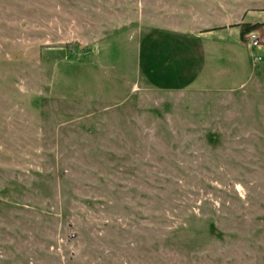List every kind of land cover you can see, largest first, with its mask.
Returning <instances> with one entry per match:
<instances>
[{"label": "rangeland", "instance_id": "1", "mask_svg": "<svg viewBox=\"0 0 264 264\" xmlns=\"http://www.w3.org/2000/svg\"><path fill=\"white\" fill-rule=\"evenodd\" d=\"M253 26L264 0H0V264H264ZM159 29L213 32L188 90L149 87Z\"/></svg>", "mask_w": 264, "mask_h": 264}, {"label": "crops", "instance_id": "2", "mask_svg": "<svg viewBox=\"0 0 264 264\" xmlns=\"http://www.w3.org/2000/svg\"><path fill=\"white\" fill-rule=\"evenodd\" d=\"M159 30L160 31L157 30L158 33L162 34L164 38H167L172 42L175 51L160 50L162 57L158 62L163 71L160 74V77L156 76L159 78L157 81L150 77L152 76V73L149 74V80L153 83L149 87L163 91H182L190 89V86H185L187 83H190L188 78L189 72L191 71L188 68L189 62L200 61L202 59L203 65L198 63L199 65L193 68L196 70V74H199L204 66L206 55V46L202 37L208 35L211 36L213 32L207 34H195L193 32H184L176 29L173 31L166 29ZM153 40L155 41V39ZM148 66L153 68L155 67V64L149 61ZM206 90L209 89L207 88Z\"/></svg>", "mask_w": 264, "mask_h": 264}, {"label": "built area", "instance_id": "3", "mask_svg": "<svg viewBox=\"0 0 264 264\" xmlns=\"http://www.w3.org/2000/svg\"><path fill=\"white\" fill-rule=\"evenodd\" d=\"M248 44L252 47V48H257V47H261L264 44V39L263 37L257 33L255 30H252L249 32V36L247 38ZM262 59V56H254L253 57V61H257Z\"/></svg>", "mask_w": 264, "mask_h": 264}, {"label": "trees", "instance_id": "4", "mask_svg": "<svg viewBox=\"0 0 264 264\" xmlns=\"http://www.w3.org/2000/svg\"><path fill=\"white\" fill-rule=\"evenodd\" d=\"M254 28H255L254 26L251 29H249L248 27H246V28L242 29V33H244V32H250V31L254 30Z\"/></svg>", "mask_w": 264, "mask_h": 264}]
</instances>
